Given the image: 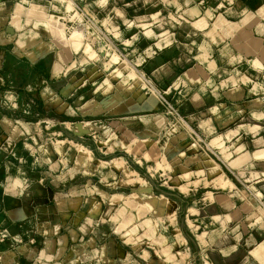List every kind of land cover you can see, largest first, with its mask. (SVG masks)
<instances>
[{"label":"crops","instance_id":"obj_1","mask_svg":"<svg viewBox=\"0 0 264 264\" xmlns=\"http://www.w3.org/2000/svg\"><path fill=\"white\" fill-rule=\"evenodd\" d=\"M70 1L0 0V264H264V0Z\"/></svg>","mask_w":264,"mask_h":264},{"label":"rangeland","instance_id":"obj_2","mask_svg":"<svg viewBox=\"0 0 264 264\" xmlns=\"http://www.w3.org/2000/svg\"><path fill=\"white\" fill-rule=\"evenodd\" d=\"M70 2H72L73 4H75V3H77V1L75 0V1H70ZM75 2V3H74ZM76 17H78V19H80V21H81V23H85L86 21H87V18H86V13L85 12H82V11H78L77 13H76ZM67 31V32H66ZM64 30V35H70L71 34V31L72 30ZM79 35H80V39H82V34H80V32L79 31H74L72 34H71V36H70V39H73V40H76L77 39V37H79ZM103 36H104V34H103ZM107 39V38H106ZM105 39V42H104V46L106 47L107 46V44H109L110 43V41L107 39L106 40ZM113 45L110 43L109 44V47H112ZM113 48V47H112ZM109 51H110V49H109ZM111 52V51H110ZM97 56H99V55H97ZM97 56L95 57V58H97ZM112 58L111 59H106L105 60V62L106 61H108L109 63H108V67H110L113 63H120V64H123L124 63V61L119 57V55H117L116 53H113L112 54V56H111ZM99 65H100V63H98ZM81 67H84V66H81ZM137 77L138 78H140L139 80H140V83H142L143 85H144V87L146 88V90L147 91H149V93L150 94H152L153 92L149 89L150 87H151V82H149L147 79H146V77L145 76H143V75H137ZM179 117V116H178ZM194 136H196L197 137V135L194 133ZM144 144H145V142H144ZM137 158L140 160V159H142L141 158V156H139V154H137ZM141 163H142V165L144 166V165H148L149 166V164H146V162L145 161H141ZM235 177V176H234ZM226 178H228V179H230L231 178V175H227V176H225V179ZM239 182V189H241L242 191H243V193H246L247 194V190H249V188L247 187L248 186V184L249 183H247V181L245 180V177H240V181H238ZM222 186H223V188H221V189H218V190H222V191H229V188H228V184H226L225 182H223V184H222ZM233 187H236V186H233ZM236 189V188H235ZM199 191H200V193L201 192H203V189H198Z\"/></svg>","mask_w":264,"mask_h":264},{"label":"built area","instance_id":"obj_3","mask_svg":"<svg viewBox=\"0 0 264 264\" xmlns=\"http://www.w3.org/2000/svg\"><path fill=\"white\" fill-rule=\"evenodd\" d=\"M151 84V83H150ZM153 94H155L167 107L168 112L181 117L180 113L178 110L174 107V105L171 103V101L167 98L164 92L160 91L157 87H155L153 84H151V87L149 88ZM5 235H3L0 232V242L4 240ZM2 260V256L0 254V262Z\"/></svg>","mask_w":264,"mask_h":264}]
</instances>
